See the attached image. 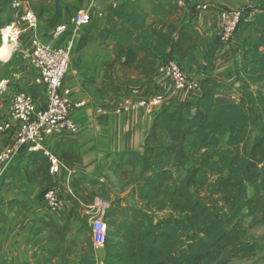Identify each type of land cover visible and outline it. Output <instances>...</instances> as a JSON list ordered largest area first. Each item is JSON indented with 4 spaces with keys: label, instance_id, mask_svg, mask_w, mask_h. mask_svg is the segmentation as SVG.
<instances>
[{
    "label": "trees",
    "instance_id": "16d2710c",
    "mask_svg": "<svg viewBox=\"0 0 264 264\" xmlns=\"http://www.w3.org/2000/svg\"><path fill=\"white\" fill-rule=\"evenodd\" d=\"M12 1L0 0V47L1 30L10 26L2 14ZM252 1L256 3L252 12L243 16L236 30L247 36L234 51L241 59L230 73L240 82L247 107L236 102L217 104L218 87L212 77L205 76L202 94L194 102L172 101L157 112L143 154L131 151L107 156L106 167L114 175L125 171L137 175L129 181L133 188L128 197L135 204H124L128 197L116 198L107 212L104 264H231L253 259L259 252L249 232L264 225V0ZM201 2L192 5L187 0V11L164 0H151L149 10L140 0H120L112 7L101 33L112 39L117 61L107 65L100 93L131 94L129 88L116 84L117 65L148 81L156 76L161 61L176 62L189 77L202 70L194 53L205 46V58L210 60L216 50L211 43L205 45L206 35L195 22ZM151 16L170 21L177 32L160 30L149 21ZM61 19L58 5L48 27L55 29ZM94 40L90 34L80 36L77 61ZM213 68L209 63L205 70ZM252 87L257 88L253 96L248 92ZM252 109L255 127L251 125ZM218 139L225 141L224 147L216 144ZM203 144L209 146L208 154L190 165L188 148L197 151ZM23 157L27 158L24 168L19 162L0 178V205L12 177L38 187L39 203L56 187L44 153L21 147L19 158ZM90 184L101 183L90 180ZM72 212L64 224L50 214L42 221L51 240L58 243L57 252L71 232ZM7 220L0 213V224ZM86 244L83 264H97L92 236Z\"/></svg>",
    "mask_w": 264,
    "mask_h": 264
},
{
    "label": "crops",
    "instance_id": "0c3cea01",
    "mask_svg": "<svg viewBox=\"0 0 264 264\" xmlns=\"http://www.w3.org/2000/svg\"><path fill=\"white\" fill-rule=\"evenodd\" d=\"M151 0H140V3L149 10ZM156 2L162 0H154ZM168 1V0H164ZM197 0H195L196 2ZM120 0H24L22 10L32 11L39 18L36 30H27L23 33L21 46H28L33 37L54 46H63L72 34L71 19L78 12H88L91 24L85 27L80 34L93 35L95 40L90 42L82 53L81 60L77 61L73 56L64 86L71 90V101L76 106L72 112V118L78 126V132L72 134H54L46 139L47 150L54 155L59 163L60 170L52 175L56 184L55 190L63 199V204L53 218L60 224H64L72 215V227L65 243L60 244L51 240L50 231L45 228L42 221L48 215L44 203L36 201L40 189L29 186L20 177H12L5 187L6 193L0 213L7 217V223L0 224V264H83V255L87 250V244L78 242L72 238V234L81 221L91 227L90 213L92 207L97 204L108 205L116 197L126 198L130 195L133 186L130 180H125L128 172L114 175L106 167L107 156L120 152H138L143 154L146 138L151 130L155 116L148 114L143 108H133L131 105L141 99L153 95H159L164 99V104L172 101L194 102L202 94V80L205 76L213 78V83L218 87L215 94L217 104L240 103L236 101L238 90L242 86L234 75L229 72L235 70L239 56L234 54L240 41L234 39L230 43H220L216 46V56L210 59L213 70H204L202 67L190 79L193 86L185 90L176 89L163 75H156L152 81L143 80L138 72L126 70L117 65L118 77L116 84L123 88H129L131 94L116 96L111 92H102L105 84V75L108 72V64L117 61L113 50L112 39L101 33L106 26L109 11ZM238 1L234 0H206V6L197 7L198 30L206 35L205 45L219 37L221 14L214 8L219 6L235 7ZM62 9V19L57 24L68 26L61 37H53V27H48L47 21L53 17L57 6ZM214 7V8H212ZM187 11V8H182ZM179 17H175V21ZM2 19L7 25L18 23L17 11L8 7L2 14ZM149 21L160 30H172L175 34L177 27L170 21L160 17L151 16ZM56 26V27H57ZM55 27V28H56ZM13 28V27H12ZM80 38V37H79ZM198 50H202L199 47ZM75 57V59H74ZM23 53L15 52L8 62H0L2 71L8 70L10 76L0 80V105L5 100V92L13 94L11 89L12 75L16 76L18 92L35 89V72L25 62ZM15 62V63H14ZM17 66V72L12 69ZM28 66V67H27ZM206 71V72H204ZM17 93V92H16ZM15 94L10 98V103ZM37 102L40 106L44 103V88L36 90ZM11 104L1 113L0 117H7ZM3 106H0L2 108ZM15 143L14 137L0 135V153L11 149ZM27 158L20 159V166L25 167ZM125 170H129L128 168ZM90 180H97L101 184H90ZM11 182L18 183V189L9 191ZM125 184L123 189L117 185ZM1 186V184H0ZM92 228V227H91ZM91 237L92 233H87ZM94 259L97 264H104L106 258L105 247L95 248Z\"/></svg>",
    "mask_w": 264,
    "mask_h": 264
},
{
    "label": "built area",
    "instance_id": "2783aa9c",
    "mask_svg": "<svg viewBox=\"0 0 264 264\" xmlns=\"http://www.w3.org/2000/svg\"><path fill=\"white\" fill-rule=\"evenodd\" d=\"M24 0H13L11 6L17 11L18 23L6 26L1 30L2 45H4V32L10 27L18 32L17 47L9 59L1 61L8 62L15 52L23 53L24 58L35 72V89L21 91L14 95L9 114L0 117V135L14 137L15 143L11 149L0 153V178L13 165L20 162L19 150L26 147L29 152H42L51 162L50 172L55 175L60 170L58 159L46 148V139L54 134L69 132L76 134L78 126L72 118V112L82 104L75 105L71 101V90L64 86L65 77L71 68L73 56L76 52L77 43L85 27L91 24L88 12H78L71 19L72 37L67 45L54 46L33 37L28 46L19 45L22 35L27 30H36L39 18L32 11L22 10ZM181 9L186 8L187 0H168ZM244 14L238 9L223 10L220 19L219 37L222 43H229ZM68 26L58 25L53 29V37L58 39L66 32ZM156 75L165 76L178 90H185L193 86V81L185 71L174 61H161L156 66ZM44 88V103L40 106L36 98V90ZM165 105L164 99L159 95H153L141 99L132 104L133 108H143L148 114L155 116L161 107ZM63 204L62 197L55 189L49 190L44 198V206L48 214L55 215ZM110 205L106 203L97 204L92 207L89 214L93 233L95 248L104 247L108 233L106 215Z\"/></svg>",
    "mask_w": 264,
    "mask_h": 264
},
{
    "label": "rangeland",
    "instance_id": "374dc122",
    "mask_svg": "<svg viewBox=\"0 0 264 264\" xmlns=\"http://www.w3.org/2000/svg\"><path fill=\"white\" fill-rule=\"evenodd\" d=\"M191 2V4L193 5L195 3V0H189ZM202 2V6H206V4H204V0H201ZM231 1V0H229ZM234 1H238L236 2L235 4V7L233 6L232 8H228L227 6H217L215 9L218 13H222L223 10H227V9H238V10H241L243 12L244 15L249 16V14L252 12V8L255 6L256 3H254L252 0H234ZM187 8V6H186ZM247 34H241L239 32H236L235 35L233 36V39H237L239 41H242L244 38H246ZM72 37V34L70 35V37L68 38V41L71 39ZM68 41L66 42L65 45L68 44ZM231 42V41H230ZM229 42V43H230ZM221 43V40H220V37H218L217 39L215 38V40L211 41V44L213 46V48L215 49L216 46H219V44ZM241 43V42H240ZM21 44V42L19 41V45ZM64 46V45H63ZM238 49V48H235L233 49L234 51ZM196 59H198L201 63H204L205 66H204V70L207 69L210 61L208 59L205 58V46H203L202 50H198L197 52L194 53ZM76 57V55H75ZM74 57V59H75ZM26 60V59H25ZM0 62L3 63V61H1L0 59ZM25 62H27V65H28V61L26 60ZM74 62V60H73ZM15 63V62H14ZM28 67V66H27ZM3 69L0 67V80L2 77H8L10 76V73L8 72V70H5V71H2ZM18 70H17V66L15 64V67L12 69V73H16ZM231 73V72H229ZM232 74V73H231ZM16 76L14 77L12 75V78H11V89L13 90V94H16V92L18 93L19 89H18V85L16 84ZM256 87H252L250 90H248L249 94L251 96L254 95V93L256 92ZM246 92V93H248ZM12 95H8V92H5V100L1 103L2 105L0 106H3L2 108H0V116H2V112L4 111L5 108H7L8 104H11L10 103V98L13 96ZM235 94H237V98L236 101H239L242 105H244V107H247L246 106V101H245V96H244V93L242 90H238ZM251 125L252 127H255V119H256V115H255V111L254 109H252L251 111ZM256 135V134H254ZM191 143V139L187 142L188 145H190ZM216 144L219 146V147H224L225 146V141H221V140H217L216 141ZM189 150V153L191 154V164L196 161V159H198L199 157H203L205 155L208 154L210 148L207 144H203L200 146V148L197 150V151H193L191 148H188ZM125 180H124V183L127 181V180H130L132 179L134 176L136 177V172H128L127 174H125ZM125 184H121L119 183V185H117L118 189H123L125 186ZM19 185L18 183H15V182H11L10 184V189L9 191L13 190H16L18 189ZM13 190V191H14ZM116 198H121V197H116ZM115 198V199H116ZM127 198V197H126ZM124 198V199H126ZM114 199V200H115ZM129 199V197H128ZM113 200V201H114ZM112 203V202H111ZM124 204H129V205H134V201L132 200H127ZM138 206V205H137ZM80 222L78 224V227H81V229H78V231L74 232L72 234V238H74V240L78 241V242H85L86 243V238L89 237L88 236V231L91 229L90 225L86 222H81V221H78ZM250 234V239L252 240H255L258 242L259 244V252L257 253L256 257H254L253 259H243V260H235L233 261L231 264H264V225L263 226H260L258 228H255V229H252L250 230L249 232ZM92 238H93V233H92ZM94 241V239H93Z\"/></svg>",
    "mask_w": 264,
    "mask_h": 264
},
{
    "label": "bare ground",
    "instance_id": "6f19581e",
    "mask_svg": "<svg viewBox=\"0 0 264 264\" xmlns=\"http://www.w3.org/2000/svg\"><path fill=\"white\" fill-rule=\"evenodd\" d=\"M18 32L14 27H10L4 32V45L0 49V59L7 60L12 55L13 51L17 47Z\"/></svg>",
    "mask_w": 264,
    "mask_h": 264
}]
</instances>
